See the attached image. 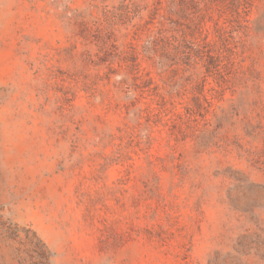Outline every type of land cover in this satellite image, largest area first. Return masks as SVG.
<instances>
[{"label":"rangeland","instance_id":"rangeland-1","mask_svg":"<svg viewBox=\"0 0 264 264\" xmlns=\"http://www.w3.org/2000/svg\"><path fill=\"white\" fill-rule=\"evenodd\" d=\"M0 264H264V0H0Z\"/></svg>","mask_w":264,"mask_h":264}]
</instances>
